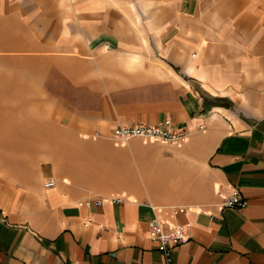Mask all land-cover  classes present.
<instances>
[{
    "label": "crops",
    "instance_id": "crops-1",
    "mask_svg": "<svg viewBox=\"0 0 264 264\" xmlns=\"http://www.w3.org/2000/svg\"><path fill=\"white\" fill-rule=\"evenodd\" d=\"M155 219L264 264V0H0V264H161Z\"/></svg>",
    "mask_w": 264,
    "mask_h": 264
},
{
    "label": "built area",
    "instance_id": "built-area-1",
    "mask_svg": "<svg viewBox=\"0 0 264 264\" xmlns=\"http://www.w3.org/2000/svg\"><path fill=\"white\" fill-rule=\"evenodd\" d=\"M114 137L120 141H130L136 138H148L161 141L163 143L185 142L187 135L179 129L173 127L171 120H166L159 124L118 126L114 129ZM56 186L55 180L51 179L46 183L47 188ZM93 201H86L80 206L91 207ZM102 205L101 201L95 202ZM248 201L239 189H234L229 198L223 204L225 208L243 209L247 207ZM187 214L184 208H178L176 214ZM191 228L190 223L177 226L173 231L168 232L165 225L158 219L150 222V238L158 245L160 252L164 256L161 264H174V250L182 245L187 238V231Z\"/></svg>",
    "mask_w": 264,
    "mask_h": 264
}]
</instances>
